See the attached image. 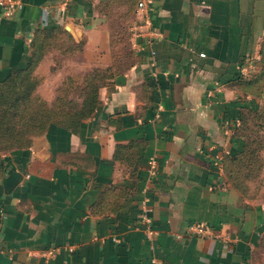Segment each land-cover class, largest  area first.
Wrapping results in <instances>:
<instances>
[{
  "label": "crops",
  "instance_id": "crops-1",
  "mask_svg": "<svg viewBox=\"0 0 264 264\" xmlns=\"http://www.w3.org/2000/svg\"><path fill=\"white\" fill-rule=\"evenodd\" d=\"M20 1L0 15V81L30 64L44 28L68 27L83 40L74 65L114 75L76 130L49 125L0 150V264H264V167L245 195L213 165L242 150L239 114L262 105L237 80L264 46V0H150L161 37L141 49L131 38V50L137 0ZM46 63L36 73L50 74ZM191 222L214 238L188 236Z\"/></svg>",
  "mask_w": 264,
  "mask_h": 264
},
{
  "label": "trees",
  "instance_id": "trees-1",
  "mask_svg": "<svg viewBox=\"0 0 264 264\" xmlns=\"http://www.w3.org/2000/svg\"><path fill=\"white\" fill-rule=\"evenodd\" d=\"M57 30L69 36L63 28L41 29L33 38L30 64L12 71L0 81V150L28 146L32 137L43 133L49 125L76 130L81 121L95 111L99 88L114 75L111 67L93 70L84 77V85L80 86L83 96L78 104L60 97L48 107L43 104L39 107L32 97L37 85L32 72L43 56L45 40ZM72 48L79 46L73 44ZM257 65L255 71L241 75L237 83L244 96L258 98L262 105L257 111L251 112L248 108L239 114L236 130L243 138L242 150L234 155L225 153L221 160V169L228 182L245 195L251 188L250 181L260 182L264 167V46L259 52Z\"/></svg>",
  "mask_w": 264,
  "mask_h": 264
},
{
  "label": "rangeland",
  "instance_id": "rangeland-1",
  "mask_svg": "<svg viewBox=\"0 0 264 264\" xmlns=\"http://www.w3.org/2000/svg\"><path fill=\"white\" fill-rule=\"evenodd\" d=\"M130 24L131 22L126 28V38L128 36V40L125 38L129 50L133 47L130 41ZM120 42L121 40L116 44L118 48ZM73 44H77L79 48L73 49ZM82 44L83 40L78 42L73 41L70 35L67 36V34H64L61 30L53 32L45 40L42 58L44 56L49 57V64L46 63V67L48 66L50 69V74L43 73V67L36 73L37 66L32 72V75L37 80V85L32 92V97L35 103H38L39 107L41 104L48 107L57 102V99L60 97L65 101L73 100L75 104H78L83 96L80 86L84 85V77L87 74H91L93 70L105 69L103 67L87 68L82 66L80 68V65H74L75 61H77V58L73 61L74 55L81 51ZM258 252L260 258L264 257V242L261 244V247H259Z\"/></svg>",
  "mask_w": 264,
  "mask_h": 264
},
{
  "label": "built area",
  "instance_id": "built-area-1",
  "mask_svg": "<svg viewBox=\"0 0 264 264\" xmlns=\"http://www.w3.org/2000/svg\"><path fill=\"white\" fill-rule=\"evenodd\" d=\"M22 7L20 0H0V15L4 18H9L18 12ZM136 18L129 26L130 37L139 40L135 42L136 49H141L143 46H152L161 37V32L156 29L150 21V0H137L135 7ZM151 55L155 54L153 49L150 50ZM259 61V55L256 58H247L243 61L239 68V74L246 76L255 70ZM239 123V120L236 121ZM221 156H216L213 160V165L221 169ZM155 162L148 160V172L154 173ZM148 206L144 199L141 202L140 213L138 215V224L144 231V236L148 241L153 240V231L150 227L151 220L147 215ZM188 236L209 237L214 238L213 231L210 226L204 223L191 222L186 227ZM180 237V236H178ZM153 244H149V249L153 250ZM44 256L51 257L54 255V250H48L41 253ZM153 264H160L155 258L151 259Z\"/></svg>",
  "mask_w": 264,
  "mask_h": 264
},
{
  "label": "water",
  "instance_id": "water-1",
  "mask_svg": "<svg viewBox=\"0 0 264 264\" xmlns=\"http://www.w3.org/2000/svg\"><path fill=\"white\" fill-rule=\"evenodd\" d=\"M66 30L69 31L68 27H66Z\"/></svg>",
  "mask_w": 264,
  "mask_h": 264
}]
</instances>
